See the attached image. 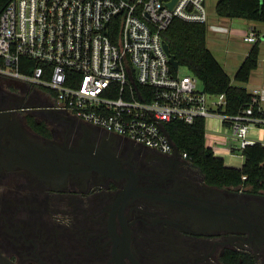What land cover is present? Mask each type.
Masks as SVG:
<instances>
[{"label": "flooded vegetation", "instance_id": "1", "mask_svg": "<svg viewBox=\"0 0 264 264\" xmlns=\"http://www.w3.org/2000/svg\"><path fill=\"white\" fill-rule=\"evenodd\" d=\"M53 103L52 93L0 75L4 256L16 264H264V194L211 186L190 159L111 137ZM37 105L48 111L25 108ZM231 207L239 220L221 223ZM248 215L258 220L250 230L232 222Z\"/></svg>", "mask_w": 264, "mask_h": 264}, {"label": "built area", "instance_id": "2", "mask_svg": "<svg viewBox=\"0 0 264 264\" xmlns=\"http://www.w3.org/2000/svg\"><path fill=\"white\" fill-rule=\"evenodd\" d=\"M209 2L0 0V75L54 93L49 108L163 154L176 151L170 123L213 117L243 151L262 143L250 137L251 129H264L259 98L225 113L226 95L207 93L195 75L180 76L165 48L175 19L208 23ZM244 41H259L254 27Z\"/></svg>", "mask_w": 264, "mask_h": 264}, {"label": "trees", "instance_id": "3", "mask_svg": "<svg viewBox=\"0 0 264 264\" xmlns=\"http://www.w3.org/2000/svg\"><path fill=\"white\" fill-rule=\"evenodd\" d=\"M4 2L7 0H1V4L4 5ZM216 12L219 17L264 23V0H218ZM206 31L205 24L175 19L164 32V39L171 54L181 66L188 67L202 81L207 93L226 95L228 104L224 112L236 115L249 106L254 94L245 87L233 85L232 78L207 48ZM259 57L260 39L252 46L238 68L235 81L248 83L252 72L258 67ZM255 115H258V109L255 110ZM167 130L179 150L186 152L191 162L203 171L209 185L264 194L262 143L247 146L243 150L244 165L241 168H233L227 166L225 159L217 156L207 145L204 119H198L192 125L172 122L167 126Z\"/></svg>", "mask_w": 264, "mask_h": 264}, {"label": "rangeland", "instance_id": "4", "mask_svg": "<svg viewBox=\"0 0 264 264\" xmlns=\"http://www.w3.org/2000/svg\"><path fill=\"white\" fill-rule=\"evenodd\" d=\"M218 0H210L208 3V12H209V21L206 25V46L215 56V58L225 66V70L230 75L233 81V85L246 87V83H239L235 81L234 76L241 64V62L246 58V55L249 53L253 44L247 43L244 41V35L251 31L252 26H257L261 29L264 27V23L250 21V20H240V19H231L225 20L218 16L216 12V4ZM264 36H260L263 39ZM179 75H191L194 74L192 71L185 66H181L179 69ZM23 83V82H21ZM218 124L222 125L221 129L218 131L220 135H224V141L228 140L233 142V139L228 138L227 136H232V132L227 129L218 118ZM209 119L205 120L206 126V141L212 148L211 140L216 138L212 134H208L211 131L208 127ZM227 137V138H226ZM222 141V142H224ZM214 146L217 149H226L228 150V144L214 142Z\"/></svg>", "mask_w": 264, "mask_h": 264}, {"label": "crops", "instance_id": "5", "mask_svg": "<svg viewBox=\"0 0 264 264\" xmlns=\"http://www.w3.org/2000/svg\"><path fill=\"white\" fill-rule=\"evenodd\" d=\"M221 18H224L225 20H231V18H225V17H221ZM235 19H240V18H235ZM240 20H243V19H240ZM252 27H254L259 34L260 57H259L258 67L252 72L251 78H250L249 82L246 83L245 88L250 93L255 94L259 98L260 107L264 110V37H263V39L260 38V36H264V27H263V29H261L257 26H252ZM247 55H246V57H247ZM244 60H245V58H244ZM243 61L241 62V64L243 63ZM241 64H240V66H241ZM222 67L225 70V66L222 65ZM214 118H216V117L209 119V124H208V127L211 130L208 132V134H212L213 136L216 137L213 140H211V144L213 146L212 149L214 150V152L217 156H220V157L225 159L227 166L233 167V168H241L245 163L244 155H237L235 153L234 149L238 148L236 141H233V142L232 141L230 142L229 140L227 142L224 141V139H225L224 135H220L218 133V131L221 129L222 125H220V123L218 124L217 119H214ZM105 133H107V132H105ZM107 134L113 135L110 133H107ZM250 137H251V139L258 140V141H261L262 143H264V129H251ZM222 141H224V142H222ZM214 142L228 144V146H229L228 150L215 148ZM207 145L210 146L208 143H207Z\"/></svg>", "mask_w": 264, "mask_h": 264}, {"label": "water", "instance_id": "6", "mask_svg": "<svg viewBox=\"0 0 264 264\" xmlns=\"http://www.w3.org/2000/svg\"><path fill=\"white\" fill-rule=\"evenodd\" d=\"M165 48H166L168 54L170 55L171 63L175 66V68H178V67H179V62H178V61L175 59V57L171 54V50H170L169 45L166 44V45H165ZM25 108H32V109H39V110H41V111H48L47 109H45L46 107H42V106H38V105H37V106H33V107H31V106H29V107L25 106ZM56 111H57V110H56ZM0 125L3 126V125H4V122H3V121H0ZM107 135H108V134H107ZM109 136L117 138V136H115V135H109ZM117 139H119V138H117ZM119 140H120V139H119ZM175 149H176V151H175V154H174V155H179V154H180V153H179V148L176 146ZM234 151H235V153H236L237 155H243V151L240 150L239 148H235ZM212 190H213V191H216L215 189H212ZM233 201H235V200L232 199V202H233ZM199 209H200V210H206V211H207V209H205V207H203V206H200ZM210 213H211V212H210ZM212 213H213V212H212ZM213 214H214V213H213ZM213 214H212V215H213ZM215 215H216V214H215ZM217 215H218V214H217ZM229 217H230V218H235V219H238V220H239V218H238V216H237V214H236V209H235L234 207L229 208V214H228V216H226L225 219H222V220H221V223H222V222H226V221L230 222ZM210 218H211V216H210ZM218 219H219V218H218ZM219 220H220V219H219ZM238 220H237V222L232 220V222L236 225V227H237L238 229H242V231H244V230H250V228H251L252 226H255L256 224H258V220H257L256 216H254V218H252L250 215H248L247 218H245V217H240V223L238 222ZM216 224L218 225V223H216ZM246 228H247V229H246ZM0 264H16V263L13 262L12 260H10L9 258H7L6 256H4V255L1 253V251H0Z\"/></svg>", "mask_w": 264, "mask_h": 264}]
</instances>
